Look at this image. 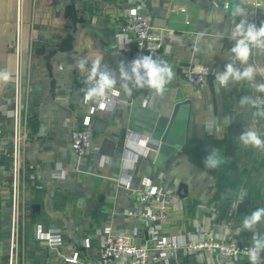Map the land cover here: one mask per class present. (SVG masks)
<instances>
[{
  "label": "crops",
  "instance_id": "0c3cea01",
  "mask_svg": "<svg viewBox=\"0 0 264 264\" xmlns=\"http://www.w3.org/2000/svg\"><path fill=\"white\" fill-rule=\"evenodd\" d=\"M186 1L190 8L180 0H23L24 264H66L65 255L96 260L109 233L123 232L133 242L144 243L145 224L124 212L142 209L138 191L147 184L170 190L174 205L163 232L180 245L176 254L166 257L152 250L149 264H190L192 255L196 264H227L215 251L189 252L183 247L205 234H232L251 242L252 233L241 230L242 221L263 207L264 152L243 146L238 137L251 129L264 138V118L256 115L258 109L240 105L242 97L257 94L249 82L217 92L214 75L231 60L234 41L227 33L234 26L232 12L240 0ZM254 2L245 0L243 6L248 21L259 26L264 22V4ZM131 6L150 14L156 28L165 31L163 48L153 56L169 63L175 76L162 97L172 93L191 100L185 143L162 166L155 164L159 139L148 127L151 116L138 110L158 108L161 97L150 101L153 90L143 88L133 89L130 96L120 90L121 100L113 106L87 100L82 90L86 74L74 66L76 57L87 56L90 63L99 58L118 75L119 63L132 61L136 43L117 32L120 18ZM17 16L18 0H0V71L12 77L0 82V134L7 140L12 135L6 98L12 95L15 80ZM193 63L211 68L202 87L186 80ZM249 63L257 73L255 82H264V53L254 49ZM73 128L90 129L94 150L88 156L79 157L72 150ZM139 134L149 138L148 147L136 143ZM212 148L219 149L223 163L206 169L204 157ZM3 163L10 166L8 156ZM6 173L0 172V264H7L11 224ZM182 183L186 191L179 196ZM241 189L247 196L232 209L234 194Z\"/></svg>",
  "mask_w": 264,
  "mask_h": 264
},
{
  "label": "built area",
  "instance_id": "2783aa9c",
  "mask_svg": "<svg viewBox=\"0 0 264 264\" xmlns=\"http://www.w3.org/2000/svg\"><path fill=\"white\" fill-rule=\"evenodd\" d=\"M257 6H262L264 0H255ZM22 5L23 0H18L17 37L15 42L16 72L13 83V93L6 98L12 117V135L9 140L2 138L0 134V172H7L10 183L11 224L10 238L7 249V264H24V231L26 222V210L21 205L22 158L26 130L24 127L25 96L27 79L23 72V45H22ZM118 35H125L137 45L132 60L141 55H154L163 48L165 31L158 30L153 23V17L147 12L141 11L137 6L129 7L117 24ZM208 69V74L203 70ZM211 68L206 65L190 64L186 71V80L189 84L202 87L207 83ZM257 95H264L259 94ZM111 103L104 102L107 106H113L121 100L118 95H109ZM134 137V136H133ZM131 136V139L133 138ZM136 143L148 147L149 138L145 135H136ZM133 138V139H134ZM70 146L79 156L85 157L91 154L93 137L90 129L73 128L70 132ZM8 156L10 166L3 163ZM137 155L133 157V162ZM138 199L143 206L141 210H126L127 217L141 220L148 232L147 240L137 244L130 236L123 232L109 233L101 244V250L96 260H81L76 255H65L66 264H117L120 260L129 259L131 264H149L151 251L157 250L161 256L176 254L180 245L170 240L163 232V224L167 222L170 210L173 207V198L170 190L153 185H145L138 191ZM251 242H242L236 236L230 234L226 237L205 234L197 240L188 241L183 247L189 252L215 251L227 264H238L248 260L243 250L250 246ZM260 264H264V253L261 254Z\"/></svg>",
  "mask_w": 264,
  "mask_h": 264
},
{
  "label": "clouds",
  "instance_id": "9594fccd",
  "mask_svg": "<svg viewBox=\"0 0 264 264\" xmlns=\"http://www.w3.org/2000/svg\"><path fill=\"white\" fill-rule=\"evenodd\" d=\"M244 3L245 0H240V3L233 8L234 26L227 33V38L234 41V46L230 49L232 56L223 71L214 72L215 89L220 92L221 89H228L230 84L247 81L254 92L264 94V82H255L257 73L254 66L249 63L254 49L264 53V22L259 26L249 22ZM237 17H241L238 23L236 22ZM74 66L82 75L86 74L82 81L85 98L109 104L111 101L107 99L108 96L118 95L120 90L130 96L133 89L149 88L154 94L161 95L175 76L174 69L169 63L154 58L153 55L138 56L127 64L121 61L118 65V75L117 71L103 65L99 58L90 63L87 56L76 57ZM203 70L208 74L207 68ZM11 78L8 71H0V82L7 83ZM240 105L258 109L256 115L264 118V95L242 97ZM238 139L243 146L264 152V138L260 132L245 129ZM203 163L206 169L219 168L223 163L219 149H210ZM234 195L236 198L232 200L231 208L237 209L245 200L247 192L241 189ZM260 226H264V207H258L243 217L241 230L252 233L250 246L243 250L249 264H260L261 254L264 253V232L261 231Z\"/></svg>",
  "mask_w": 264,
  "mask_h": 264
},
{
  "label": "water",
  "instance_id": "95a60500",
  "mask_svg": "<svg viewBox=\"0 0 264 264\" xmlns=\"http://www.w3.org/2000/svg\"><path fill=\"white\" fill-rule=\"evenodd\" d=\"M180 1L184 2L187 7L190 8L191 4L189 2L186 0ZM155 96L156 94L152 91L150 101ZM159 96L161 99L158 108L154 110L138 108V110L144 109L143 112L151 116V118H148L150 122V126L148 127L153 130L154 135H156V138L159 139L155 164L162 166L165 164L167 158L175 150L182 149L183 144L185 143L191 100L188 98H179L177 94L172 93L164 95V97H162V94ZM182 191H186L184 183L180 184L177 194L179 196H183ZM190 264H196L194 255L190 257Z\"/></svg>",
  "mask_w": 264,
  "mask_h": 264
}]
</instances>
